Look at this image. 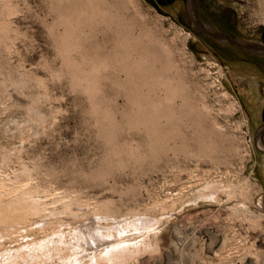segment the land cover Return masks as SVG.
<instances>
[{
	"label": "rangeland",
	"instance_id": "374dc122",
	"mask_svg": "<svg viewBox=\"0 0 264 264\" xmlns=\"http://www.w3.org/2000/svg\"><path fill=\"white\" fill-rule=\"evenodd\" d=\"M105 1L110 13L128 23L119 18L110 24L109 16L104 25L110 31L93 16L98 24L83 21L91 22L89 28L76 26L73 18L65 27L59 18L68 12V0H0V181L29 183L40 195L65 194L74 205L84 204L74 208L90 218H68L58 247H72L68 229L97 225L91 205L110 202L121 214L129 208L162 213L151 249L129 264H264V139L257 129L264 75L245 63L252 57L247 50L231 49L200 30L185 0ZM195 3L213 28L240 38L264 33V0ZM116 23L129 31L135 51H129L130 61L141 53L151 56V67L146 62L140 70L153 73L134 78L116 64L108 37ZM18 226L3 230L5 246L33 238ZM53 236L39 248L7 251L0 264H63L70 252L55 255Z\"/></svg>",
	"mask_w": 264,
	"mask_h": 264
},
{
	"label": "bare ground",
	"instance_id": "6f19581e",
	"mask_svg": "<svg viewBox=\"0 0 264 264\" xmlns=\"http://www.w3.org/2000/svg\"><path fill=\"white\" fill-rule=\"evenodd\" d=\"M62 1L63 0H58L59 3L62 4ZM66 1V0H64ZM107 1V0H106ZM105 1V2H106ZM71 1L68 0L67 4H72L73 6L72 7V10H68L67 9V6L68 8L70 7V5L68 4L66 7L64 6V8H66V11L64 13H67L66 14H59L60 15V20L64 21V23H62V21H59L63 24V26H65V24L70 20L72 22V19L73 18L75 20V23H76V26H77V22L78 24H80L81 22V25H84L85 22L83 21H87V20H91V22H93V20L95 21L96 24H98L97 20L93 18V16H95V18H98L100 22L103 23L104 25V22L106 23H110V20H109V16L112 17L110 18L111 19V22H115V21H119L117 19L118 16H116L117 14H113V13H110V11L113 9H111L109 7V4L107 6H105L104 4V0H74V2L70 3ZM123 2V1H122ZM58 3V4H59ZM108 3V2H107ZM66 4V3H65ZM112 4V3H111ZM121 4H124V3H121ZM116 5V4H115ZM54 6V5H53ZM57 6H60V5H57ZM56 6V7H57ZM111 6V5H110ZM113 6V5H112ZM111 6V7H112ZM63 7V6H62ZM70 7V8H71ZM124 7V6H123ZM109 8H110V11H109ZM62 9V8H61ZM63 10V9H62ZM59 11V8L57 9V12ZM61 11V10H60ZM117 11V9H116ZM55 12H56V9H55ZM112 12V11H111ZM63 13V12H62ZM111 14V15H110ZM57 15V13H56ZM115 17H113V16ZM58 16V15H57ZM121 16V15H120ZM58 18V17H57ZM113 18H116L115 20ZM123 18V17H122ZM122 18H120V20H122ZM64 19V20H63ZM73 20V21H74ZM109 20V21H108ZM127 20V19H126ZM125 20V17H124V20L121 21V23L123 25L127 24L125 23L124 21ZM128 21V20H127ZM71 22L67 23L68 26L71 25ZM80 22V23H79ZM89 22V21H88ZM86 23L88 25L87 28H89V24H91V22L89 23ZM110 23V24H113ZM94 23V24H95ZM204 24H206L205 22H203ZM60 24V23H59ZM84 25L85 27L87 25ZM95 24V25H96ZM142 24V23H141ZM140 24V26H141ZM102 24H100L101 26ZM104 25V27L106 28L107 26ZM109 25V24H108ZM119 24V23H116V25H114L113 27V31L111 32V34L108 36L109 39L112 41V48H113V51H114V54L115 56L117 57L115 61H118L116 64L119 63V66L120 68H122L123 71L126 72V74L130 73L132 74L133 76H137V77H145L147 76L148 74L150 73H153V72H149L150 69H147L149 66L151 67V62H149V58H151V56L149 58H147L148 56L145 54L144 55H141V54H144V53H141L139 54L140 55V58L138 57L135 61H130L131 58H129L128 54L130 50L133 51L132 49V46L133 45L131 42H130V38L128 37V29L125 30L123 28V26ZM130 25V24H129ZM208 25V24H207ZM67 26V27H68ZM73 26V27H72ZM71 29H72V32L70 30L71 33H73V28H74V31L76 30L75 29V25H72ZM110 26V25H109ZM127 28L129 27V30H131L132 28H130V26L126 25ZM142 26H145V25H142ZM66 27V26H65ZM78 27H80L78 25ZM76 27L78 30L79 28ZM84 27V28H85ZM91 27V25H90ZM112 27V26H111ZM125 27V26H124ZM69 28V27H68ZM99 28V27H98ZM102 28V26H101ZM146 28V26H145ZM70 29V28H69ZM81 29V28H80ZM97 29V28H96ZM107 29H110V27H107ZM143 29V28H142ZM77 30V31H78ZM84 31L83 27L81 29V31ZM91 30V28H90ZM93 30V29H92ZM95 30V29H94ZM94 30L91 31L92 33H94ZM98 30V29H97ZM103 30V29H102ZM112 29H110L111 31ZM147 30L148 32V29H145V31ZM68 31V30H67ZM105 31V30H104ZM128 31V32H127ZM143 31V30H141ZM66 32V31H65ZM70 32L68 34H70ZM79 32V31H78ZM90 32V33H91ZM96 32H100V31H96ZM146 32V33H147ZM67 33V32H66ZM82 33V32H81ZM140 33V32H139ZM76 35V33L74 32L73 34H70L72 35L73 37ZM83 34V33H82ZM97 34H102L101 33H97ZM106 34V32H105ZM104 34V35H105ZM142 34V33H141ZM150 32L148 34H142L143 37L144 36H147L149 35ZM69 35V37H70ZM78 35V34H77ZM103 35V34H102ZM101 35V36H102ZM103 35V37H104ZM108 35V34H106ZM141 35V37H142ZM68 36V35H67ZM66 36V37H67ZM71 36V37H72ZM98 35H95V40L97 41V37ZM77 37V36H76ZM75 37V38H76ZM108 37H106L108 39ZM142 37V38H143ZM80 38V37H79ZM97 38V39H96ZM102 38V37H101ZM154 38V37H153ZM64 37H62V41H63ZM135 39V37H134ZM141 38L138 39V41L140 42ZM156 39V38H155ZM103 40V39H102ZM137 40V38H136ZM154 40V39H153ZM95 41V42H96ZM143 41V40H142ZM157 41V39L155 40ZM107 42V40H106ZM103 43L102 44H107V43ZM145 42V41H144ZM150 43V42H149ZM157 43V42H156ZM94 44V43H93ZM147 44V43H146ZM96 45V43L94 44ZM109 45V44H108ZM143 45V44H142ZM158 45V44H157ZM98 46V44L96 45ZM95 46V47H96ZM105 46V45H104ZM110 46V45H109ZM135 46V45H134ZM133 46V47H134ZM147 46V45H146ZM152 46V45H151ZM150 46V47H151ZM140 48V46H139ZM138 48V49H139ZM148 48H149V44H148ZM155 48V47H154ZM90 49V48H89ZM94 49V48H93ZM92 49V51H93ZM106 49H107V45H106ZM141 49V48H140ZM156 49V48H155ZM162 49V48H161ZM160 49V50H161ZM251 49H254V50H260L263 52L262 49L254 46L252 47ZM136 50V49H134ZM153 50V48H152ZM151 50V51H152ZM89 51V50H88ZM98 51V50H97ZM131 51V52H132ZM144 51V50H143ZM142 51V52H143ZM156 51V50H155ZM163 51V49H162ZM168 51V50H167ZM100 52V51H99ZM108 52V51H107ZM135 52V51H133ZM138 52V50L136 51ZM140 52V51H139ZM166 52V51H165ZM164 52V53H165ZM110 53V52H108ZM152 53V52H151ZM170 53H172L170 51ZM264 53V52H263ZM99 55V53H97ZM102 54V53H101ZM113 54V55H114ZM137 54V53H135ZM134 54V55H135ZM157 54V53H155ZM96 55V53H95ZM148 55H151L150 54V50L148 52ZM167 56V54H165ZM169 55V54H168ZM102 55H100L101 57ZM114 56V57H115ZM131 56L132 53H131ZM138 56V54H137ZM159 56V55H158ZM170 56V55H169ZM109 57V56H108ZM112 57V56H111ZM134 57V56H133ZM153 57V56H152ZM172 57V56H171ZM96 58H99V56H97ZM105 58V57H104ZM161 58V57H160ZM168 58V57H167ZM166 58V59H167ZM106 59V58H105ZM105 59L103 60L104 62H107L105 61ZM134 59V58H133ZM132 59V60H133ZM155 59V57L153 58ZM152 59V60H153ZM169 59V58H168ZM161 60L160 59V62L161 63ZM171 60V58H170ZM94 61V60H93ZM114 61V60H113ZM114 61V62H115ZM159 61V60H158ZM100 62H102V59L100 60ZM148 62L149 63V66L145 69L147 70H140V68L142 66H145L144 64ZM154 61H152V66L154 65V67L156 66L154 63ZM172 62L173 59H172ZM170 62V63H172ZM103 63V62H102ZM148 63H146L148 65ZM168 63V64H170ZM177 62L175 61L174 65L177 66L176 64ZM93 64V63H92ZM113 64V63H112ZM143 64V65H142ZM167 64V65H168ZM173 64V63H172ZM94 65V64H93ZM96 65V64H95ZM102 65V64H100ZM162 65V63H161ZM165 65V62L164 64ZM162 65V67H164ZM171 65V64H170ZM104 66V64H103ZM175 66V67H176ZM91 67V66H90ZM93 67V66H92ZM102 67V66H101ZM149 67V68H150ZM153 67V68H154ZM169 67V65H168ZM174 67V68H175ZM95 68V69H94ZM93 71L96 70V66L94 67ZM104 68V67H103ZM143 68V67H142ZM170 68V67H169ZM171 68H172V65H171ZM90 69V68H89ZM99 69V68H98ZM152 69V68H151ZM155 69V68H154ZM163 69V68H162ZM165 69V67H164ZM164 69L162 71H164ZM177 69V68H175ZM136 70V71H135ZM161 68H158V72L155 71V73H160L161 71ZM174 70V69H173ZM97 71V70H96ZM133 71H135L134 73H132ZM167 71V70H166ZM166 71H165V74H166ZM171 72V70H169ZM175 71V70H174ZM178 72V71H176ZM154 73V74H155ZM154 74H152L153 76H155ZM169 74V72L167 73ZM171 74V73H170ZM129 75V74H128ZM173 75V74H172ZM175 75V73H174ZM173 75V77H174ZM177 75V74H176ZM175 75V77H176ZM181 75V74H180ZM127 76V75H126ZM134 77V78H137V77ZM159 76V75H158ZM161 76V74H160ZM167 76V75H166ZM182 76V75H181ZM130 77V76H129ZM172 77V76H171ZM170 77V78H171ZM172 77V78H173ZM174 77V78H175ZM141 78V79H142ZM154 80L155 77H153ZM157 78V76H156ZM161 78V77H160ZM169 78V77H168ZM167 78V79H168ZM171 78V82H173L174 80ZM132 78L129 79V81H131ZM140 79V80H141ZM146 79H149L150 80V77L148 78H145V82H147L148 80ZM128 80V79H127ZM134 80V79H133ZM170 80V79H169ZM126 81V80H125ZM144 81V80H143ZM133 82V81H132ZM141 82V81H139ZM158 82V81H157ZM181 82V81H180ZM135 83H138L135 82ZM133 83V84H135ZM147 83H152L151 81L150 82H147ZM177 84V82H176ZM175 84V86H176ZM178 84H179V81H178ZM181 84V83H180ZM140 85V83L138 84ZM152 85V84H151ZM174 85V84H172ZM150 86V85H149ZM164 86V85H163ZM152 87V86H151ZM166 87V86H164ZM178 87V86H177ZM160 88V87H159ZM129 89L131 90V88L129 87ZM133 89V87H132ZM138 89V87L136 88ZM167 89V88H166ZM128 90V89H127ZM132 91V90H131ZM130 92V91H128ZM134 92V91H133ZM132 93V92H131ZM151 100V99H150ZM145 101V100H144ZM154 101V100H153ZM128 103V101H127ZM129 106H130V103H128ZM153 105V104H152ZM166 105H168L167 103L165 104V107ZM128 106V107H129ZM168 107V106H167ZM170 107V106H169ZM146 108V106H145ZM149 108V106H148ZM162 108V107H161ZM160 108V109H161ZM165 108H163V111H164ZM167 109V108H166ZM148 110V109H147ZM162 111V109L160 110ZM166 111V110H165ZM145 113V112H144ZM149 113V112H148ZM157 113H158V110H157ZM165 113V112H163ZM168 113H173V112H169ZM167 113V114H168ZM166 114V115H167ZM143 115V114H142ZM147 115V114H146ZM152 115V113H151ZM154 115V114H153ZM165 115V116H166ZM174 115V114H173ZM145 116V115H144ZM149 116V115H148ZM156 116V114H155ZM169 116V114H168ZM135 117V116H134ZM167 117V116H166ZM170 118L171 117H175V116H169ZM137 118V117H136ZM141 118V117H139ZM151 118V116H150ZM174 119V118H173ZM176 119V118H175ZM174 119V120H175ZM155 120V118L153 119ZM152 120V122H154ZM140 121V120H139ZM142 121V120H141ZM148 121V120H147ZM150 121V120H149ZM170 121H173L172 119ZM176 121V120H175ZM145 122V120H144ZM147 123V122H146ZM145 123V124H146ZM151 123V122H150ZM149 123V124H150ZM155 123H156V120H155ZM154 123V124H155ZM148 124V123H147ZM146 124V125H147ZM152 124V123H151ZM159 126V125H158ZM162 127V126H161ZM161 127H156L158 128H161ZM155 128V126H154ZM152 128V129H154ZM161 129H164V128H161ZM166 128L164 129V131H162V133H167V131H165ZM151 131V130H150ZM160 131V130H159ZM158 131V133H159ZM156 132V131H155ZM152 133V132H151ZM161 133V131H160ZM170 133V132H168ZM153 134V133H152ZM157 134V133H156ZM146 135V134H145ZM155 135V133L153 134ZM158 135V134H157ZM151 139H149L148 141H151L152 140V136H150ZM149 135H148V138H150ZM160 137V136H159ZM147 138V137H146ZM153 138L157 139L156 138V135L155 137L153 136ZM155 139H153V142H155ZM159 140V139H158ZM161 140V139H160ZM163 140H164V137H163ZM24 169L26 172V167L24 166ZM23 172V173H24ZM28 169H27V173H28ZM27 175V176H28ZM1 180V179H0ZM27 182V181H26ZM15 185V184H14ZM10 186L9 184L3 182V181H0V236H4L6 234V232H3V230L7 227V231L8 229H10L9 226L13 227L14 229L17 228L18 224L19 226L18 227H23L25 230H26V234H24V236L26 235H33V238H31L30 240H27V241H20L17 246L15 245V248H10V246H5V243L4 242H1L0 241V256L3 255L4 253H6L7 251L9 252L10 254V251L16 249L18 250L19 248L20 249H23L24 246L28 247V249H35V247H37L38 243H42L44 242L43 240L46 241L47 238H49V236H51L52 234L54 235L52 237V240L50 242V240H48L50 242V244H54V246L52 245L50 248L51 250L54 249L55 251V255L56 253H59L60 254V257H62L61 253L59 252L60 250H62L63 253H65L67 250L70 252V255H68V257L65 255L62 257L64 263L63 264H84L82 263L81 261H83L84 259H88V263H85V264H129V259L131 258H134L136 254H138V252L142 251V250H150L151 249V244L152 242L149 241V240H152L151 237L156 233V231L158 230V225L160 224V217H159V214H162V213H154V212H151L150 209L152 210L153 208H150L148 210H137L136 208L134 209H128L125 213L121 214L120 212L118 213V210L117 208L115 209L114 206L112 205V203L110 202H102V203H98V204H95V205H91V204H87V205H91V207H89V210H90V213L91 215L94 216V218L97 220V225L93 226V224L89 223V224H86L84 227V229L82 228H70L68 229V234H69V239L71 241V246L69 249L68 247H64V246H56V245H60V238H58V235H60V233H65L66 232V229L64 230L62 228V225H64L63 223L66 224V222H69V219H72V221H75L77 220L78 218H82L83 220L84 219H89L90 217H87L86 216V213L84 212H81L80 210H76L74 207H80L81 205H84V204H81V203H76V205H74V203L69 199V196L68 198L66 197L67 195H63V196H58L56 193L55 194H50V195H40L38 194L34 188H36V186H32L34 188H32L30 186L29 183H25L24 184H21V185H15V186ZM38 188V187H37ZM39 191V190H38ZM41 191V190H40ZM40 193V192H39ZM46 193V192H45ZM210 193V192H209ZM207 194V193H206ZM211 196V194H208ZM72 198V197H70ZM214 198V197H213ZM217 198V197H216ZM56 202H60L61 205L60 206H53L51 204L53 203H56ZM156 203L157 200L155 201ZM155 202H153V205L155 204ZM164 202V201H163ZM244 202V201H243ZM160 203V201H159ZM165 204V203H164ZM150 206V207H153ZM158 205V204H157ZM86 206V205H85ZM173 206V205H172ZM82 207V206H81ZM148 207V206H147ZM163 207V206H162ZM145 208V207H144ZM155 208V207H154ZM140 209V208H139ZM146 209V208H145ZM154 210V209H153ZM168 213V211H167ZM67 216V218L65 217V219H62L61 216ZM38 217V219H33V217ZM69 218V219H68ZM81 219V220H82ZM93 219V218H91ZM94 219V220H95ZM82 220V221H83ZM93 220V221H94ZM102 221H105L106 222V225L102 224L101 225V222ZM77 222V221H75ZM112 223V222H115L113 225H110L109 223ZM38 224V226H36L35 228H31V229H28V225L30 226L31 224ZM162 223V221H161ZM22 228V229H23ZM13 229V230H14ZM86 229V230H85ZM6 230V229H5ZM13 230H10L13 231ZM21 230V229H20ZM15 232L17 230H14ZM8 232V233H10ZM25 232V231H24ZM5 233V234H4ZM14 233V232H13ZM4 234V235H3ZM9 237V236H8ZM24 238V237H23ZM60 239V240H59ZM67 239V238H66ZM148 239V240H147ZM3 240V239H2ZM12 240V239H11ZM64 241V240H63ZM69 241V240H68ZM67 241V242H68ZM156 242V241H155ZM10 243V242H9ZM48 243V245H50ZM37 245V246H36ZM45 246V245H44ZM47 246V245H46ZM85 246V247H84ZM41 247V246H39ZM37 247V248H39ZM43 248V247H42ZM49 248V246L47 247ZM46 250L48 251L49 249ZM153 248V247H152ZM15 250V251H16ZM45 250V248H44ZM36 251V250H35ZM43 251V249H42ZM53 251V250H52ZM67 251V252H68ZM34 252V251H33ZM44 252V251H43ZM87 252V253H86ZM21 253V252H20ZM67 254V253H66ZM5 256V255H4ZM7 256V255H6ZM27 256V255H26ZM33 256V255H32ZM47 256V255H46ZM52 256V255H51ZM3 257V256H2ZM31 259V258H29ZM42 259V258H41ZM7 260V259H6ZM24 260V259H23ZM33 260V259H32ZM33 262V261H32ZM34 263V262H33Z\"/></svg>",
	"mask_w": 264,
	"mask_h": 264
},
{
	"label": "water",
	"instance_id": "95a60500",
	"mask_svg": "<svg viewBox=\"0 0 264 264\" xmlns=\"http://www.w3.org/2000/svg\"><path fill=\"white\" fill-rule=\"evenodd\" d=\"M185 2H186L188 12L192 15L191 17L193 18L194 24L200 30L204 31L208 35H210V36L214 37L215 39H218L222 42L242 46V47L248 48L250 50H252L251 49L252 47L256 46V47L262 49L264 52V45H262V44H259L257 42L252 41V40H249V39L235 37L233 35H230V34H227L225 32H222L220 30H217L215 28H212L211 26H209L207 24H204L203 21L200 19L197 11H196L195 0H185ZM261 137H262V135H261Z\"/></svg>",
	"mask_w": 264,
	"mask_h": 264
},
{
	"label": "flooded vegetation",
	"instance_id": "af4514ba",
	"mask_svg": "<svg viewBox=\"0 0 264 264\" xmlns=\"http://www.w3.org/2000/svg\"><path fill=\"white\" fill-rule=\"evenodd\" d=\"M199 17H200V19L202 21L206 22L209 26H211L210 23L207 20L203 19L201 16H199ZM215 29L220 30L219 28H215ZM220 31H223V30H220ZM223 32H227V31H223ZM228 33H230V32H228ZM258 37H259V39H253V38H245V39H249V40H252V41L257 42L259 44L264 45V33H262V31L259 32V36ZM224 44H225V46H227V47H229L231 49H241L242 48V49L247 50L252 57L245 58V60H244L245 63L247 65H249L250 67H252V68L257 67L256 71L258 72V74L264 75V67L257 66V64H256L257 62H255V60H259V61H263V63H264V56L263 55L255 52L253 50H250L248 48L242 47V46L229 44V43H226V42H224ZM260 87H262L261 90L263 91V94H264V84L261 85ZM259 114L261 116L262 122L258 125L257 129H258L260 138L264 139V138H262V137H264V135L261 137V135L264 134V99H263V101L260 104Z\"/></svg>",
	"mask_w": 264,
	"mask_h": 264
}]
</instances>
